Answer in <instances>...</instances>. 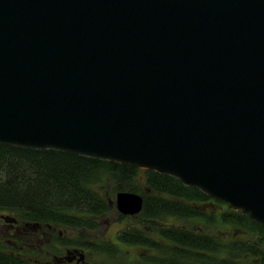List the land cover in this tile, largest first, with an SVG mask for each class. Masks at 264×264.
<instances>
[{
    "label": "water",
    "instance_id": "1",
    "mask_svg": "<svg viewBox=\"0 0 264 264\" xmlns=\"http://www.w3.org/2000/svg\"><path fill=\"white\" fill-rule=\"evenodd\" d=\"M0 142L168 173L264 224V0H0Z\"/></svg>",
    "mask_w": 264,
    "mask_h": 264
},
{
    "label": "trees",
    "instance_id": "2",
    "mask_svg": "<svg viewBox=\"0 0 264 264\" xmlns=\"http://www.w3.org/2000/svg\"><path fill=\"white\" fill-rule=\"evenodd\" d=\"M118 190L138 192L143 202L138 213L117 209L119 217H138L137 224L116 234L117 241L156 250L150 258L156 264H237L258 251L211 232L217 223L258 228L264 235V224L168 173L0 142V230L5 232H0V264H105L87 263L86 251L111 258L122 249L117 242L91 240L89 232L98 229ZM170 216L183 224L169 223ZM188 220L202 223L187 227Z\"/></svg>",
    "mask_w": 264,
    "mask_h": 264
},
{
    "label": "rangeland",
    "instance_id": "3",
    "mask_svg": "<svg viewBox=\"0 0 264 264\" xmlns=\"http://www.w3.org/2000/svg\"><path fill=\"white\" fill-rule=\"evenodd\" d=\"M141 171L142 168L140 167ZM115 197V196H114ZM114 201V200H113ZM168 222L171 224H183V220L176 218L175 216H170L168 218ZM100 226L98 229L91 231L89 233L90 239L93 241L99 240V239H106L110 240L112 242H117L119 246L121 247L122 251L120 254L114 257H109L105 254H94L91 252H87V263H105V264H156L153 262L150 258L157 256L156 250L143 245V244H134V243H125V242H118L116 238V234L123 228L135 225L138 223V217L137 216H131V217H119L118 216V210L115 206V204H112V208L110 211L106 213L101 219H100ZM202 222L199 220L191 221L188 220L186 222L187 227H191L193 225H199ZM211 232H219V235H221L224 238L227 239H234V234L239 233L240 230L235 228L233 224L227 223V224H221L217 223L216 226H212ZM2 234L5 232L3 230H0ZM9 233H12L10 231ZM32 257H38L40 255L35 254L32 252L30 254ZM40 257H43L45 259L50 258L49 255L46 253H42ZM89 258V259H88Z\"/></svg>",
    "mask_w": 264,
    "mask_h": 264
},
{
    "label": "flooded vegetation",
    "instance_id": "4",
    "mask_svg": "<svg viewBox=\"0 0 264 264\" xmlns=\"http://www.w3.org/2000/svg\"><path fill=\"white\" fill-rule=\"evenodd\" d=\"M236 228L239 229L240 232L234 234L235 239H237L238 241L242 240V242H245V244L250 246L251 248L253 246L258 247V251H251V253H249L248 255L249 258H245L244 260L239 259L237 261V264H240L241 262L247 264H264V235L258 232V228L249 229L241 226H237ZM69 260H73L74 262L79 261L74 257V255H70Z\"/></svg>",
    "mask_w": 264,
    "mask_h": 264
}]
</instances>
